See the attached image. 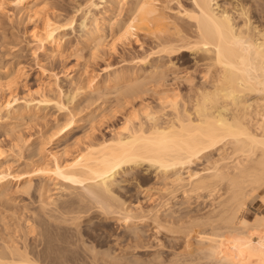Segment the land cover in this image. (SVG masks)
Here are the masks:
<instances>
[{
    "label": "bare ground",
    "instance_id": "1",
    "mask_svg": "<svg viewBox=\"0 0 264 264\" xmlns=\"http://www.w3.org/2000/svg\"><path fill=\"white\" fill-rule=\"evenodd\" d=\"M158 1L124 0L127 4L126 13L122 22L119 23L122 35L127 40L133 36L142 37L149 43L150 52L142 60L151 54H158L160 57H168L172 68L177 65L174 62L176 58H184L192 52L191 56L195 65L202 73V80L194 83L193 75H187L186 80L190 85L189 93L183 97L178 94L168 96L164 101V108L168 112L163 115L147 106L145 111L143 110V119L135 118V121L134 118H128L122 133L99 142L91 141L83 151L70 159L60 160V154L51 152L52 160L42 161L38 172L44 180L52 178L62 180L65 186H59L56 195L62 194L68 188H81L84 191L79 193L81 196L78 195V201L72 199L66 202V200L59 206V214L53 216L55 215L53 212L51 215L56 225L62 222L76 223L80 217L84 216L82 213H87L90 207L84 209L81 205H76L84 210H75L73 204H76V201L83 202V198L86 201L89 197L94 199L92 202H95L96 206H99L97 208L102 209L106 216L117 214L116 216H121L127 224L133 221L130 225L132 227L129 228L132 230V235L128 237L139 242L143 236L140 235V228L137 227L136 222L146 221L153 210L150 208V212L139 204L131 206L120 199V196L116 194L119 180L117 174L148 162L158 171L160 170L164 178L165 176L169 178L170 182L167 185L170 186L171 193L183 188V196L190 205L189 199L191 200L193 196L191 194L195 193L194 195L197 194L201 198L198 194L200 191H207L204 194L212 201H209L208 203L211 204L207 203L208 206L203 209L206 211L210 206L206 213L205 211L203 214L197 213L196 216L195 214L192 216L189 211H187L188 214L185 213L186 211H184L185 214L181 213L183 209L181 207L179 212L176 202L173 203V207L171 203L165 210L163 209V216L161 212L158 213L159 210L156 209L158 206H154L158 211L155 210L149 219L152 218V223L157 224H153L154 227L158 226L155 229H159L157 230L159 232L164 231L165 228L168 230L166 232L173 234L172 238L176 235L180 236L184 253L178 252L181 249L174 253L171 251L172 256L169 255L166 259L163 257V250H161L163 255L159 250L158 256H155L157 253L155 249L156 253L153 252L155 255L150 257L152 261L148 257L150 263L146 261L147 258L142 260L148 264H264V210L255 212L249 206L251 198L260 196L264 207V27L259 26L257 21L251 18L250 6L248 7L247 4L230 8L220 5L218 0H191L192 6L184 7L177 12L189 20L192 29L190 31L178 23L174 15L167 12L166 9H169L167 5L160 6ZM16 3L21 11H25L29 16L36 15L43 7L41 0H16ZM262 9L261 12H264V8ZM70 20L72 21L71 18ZM43 24V27L40 26L41 28L35 32L36 40L40 48L44 51L50 50L54 54L61 45V39L55 35L59 26L54 24L51 17H48ZM102 30L97 25L92 31V37L101 40ZM100 40L98 43H101ZM169 70L172 69L167 70L161 65H154L149 76L143 80H139V76L133 72L124 75L116 74L114 79L126 78L129 91H135L150 83L156 86L163 85ZM5 73L10 77L15 72H8L6 69ZM11 104V98L1 102L0 114L7 109L4 117L14 116L17 109L14 108L16 109L14 110ZM4 117L0 116V123ZM72 121L73 119L63 123L64 125L59 123L57 126L62 129ZM213 153L217 154V157ZM202 157L205 158V163L208 162L207 166L210 165L207 168L206 164L203 165L205 171L194 168L188 170L193 162ZM186 167L188 175L185 177L181 169ZM5 176L7 175L2 174L1 171L0 196L5 195L6 192ZM26 182H30V179L28 178ZM50 191L45 182L39 188L40 195L43 197L41 203L43 210L56 203V198L49 194ZM175 194L171 195L175 196ZM183 200L179 203L180 206L185 205L181 203L187 202ZM167 203L169 204L170 201ZM87 206L90 205L87 204ZM175 206L178 209H175ZM199 210L197 209L198 212L203 211ZM33 215L31 219L33 222L27 225V232H33L37 226H40L42 232L39 235H45L44 252L49 255L56 252V260L63 264L64 258L67 257L66 250L64 248L55 250L52 247L54 239L62 241L67 237L58 233L61 230L60 224L56 228L60 229L57 233L61 236L55 237L56 228L54 235L52 231L54 224H51L45 215L39 213ZM48 217H51L50 214ZM180 238H177L179 242L175 239L176 245L181 244ZM159 241L158 238L157 242ZM139 243L136 244V249L137 246H142V243L141 245ZM160 243L158 245H164ZM170 243L166 245L170 246ZM192 243L200 244V249L198 246L199 250L196 248L198 252L195 253V249L191 247L194 252L191 249L192 251L188 253V250L186 253V247L189 249ZM175 244L171 243V246ZM159 247L158 249H161ZM168 247H166L167 250ZM31 250H28L26 242L23 245L17 242L8 244L0 249V264L9 262L39 264L31 255ZM159 255L161 259L163 257L166 260H161ZM127 258V264L135 263L134 258ZM129 259L133 261L129 262ZM142 260L141 263H145Z\"/></svg>",
    "mask_w": 264,
    "mask_h": 264
},
{
    "label": "rangeland",
    "instance_id": "2",
    "mask_svg": "<svg viewBox=\"0 0 264 264\" xmlns=\"http://www.w3.org/2000/svg\"><path fill=\"white\" fill-rule=\"evenodd\" d=\"M41 1L43 6L41 11L34 16H29L25 11H21L16 0H0V103L11 98V107L20 111L19 113L14 109L16 113L13 114L14 116L11 115V118L4 117L7 109L1 111L3 115L0 114L4 117L0 123V172L2 171V174L7 175L4 177L6 192L5 195L0 196V249L13 242H17L19 245L26 242L28 250L33 249L31 255L39 264H60L56 260V252H53L52 255L44 252L45 235L40 236V232H42L40 226H37L38 228L36 227L33 232H27V225L33 222L31 220L33 214L39 213L45 215L51 224H54L53 235L61 229V232L58 233L67 236H65L66 238L62 237V241L55 239L52 241V247L55 250L63 248L66 250L67 257L64 258L63 264H127V257L134 258L132 261L135 263L139 259L138 264H148L144 260L147 258L146 261L148 262L149 258L155 255L153 253H156L155 249H157L155 256H158L160 250V253L164 251V255H168L164 256L161 253L165 258H169V255L172 256L171 251L174 253V251L177 252L181 249L178 252L184 253L180 236L176 235L177 238H180L181 244H178L181 247L176 245L177 241L175 242V239L178 242L179 239L172 238L173 234L166 232L168 230L165 228L164 231L161 230L159 231L160 234H157L159 229L156 230L155 228L158 226L154 227L157 224L152 223V218L149 219L150 215L158 209V213L161 212L160 214L163 216V209L165 210L174 202L179 206V209L176 208L177 206L175 209L179 211L183 208L181 209L183 214L187 211L192 216L193 214L196 216L197 213L203 214L205 206H208V202L212 201L204 194L207 191L198 192L201 198L192 193L191 200H194V203L189 199L190 205L186 197L183 196V188L180 189L181 192L176 190V194L171 193L170 186L167 185L170 182L169 178L166 176L164 178V174L148 162H143L136 168L117 174L119 180L116 194L120 196V199L128 205L137 206L139 204L144 209H149L148 211L150 208L153 210L149 216L147 214L149 218L146 217L148 218H145L146 221L136 222L137 227L141 229H139L141 233L138 232L143 236L140 237V243L137 242L138 240L136 243L131 237H128V235H132V230L129 228L132 227L130 225L133 221L130 224L128 222V225L124 221L125 219L116 216L117 214H112V216L107 214L106 216V213L103 214L102 209L97 208L99 206L92 202L94 199L89 197V200L86 199L85 201L83 198V202H77L79 200L78 195L84 193L81 188H68L67 191L64 190V193L62 192L57 196V188L64 184H62V180L53 178L44 180L39 174L38 168L42 161L52 160L51 152L55 151L60 154V160H67L83 151L91 141L99 142L122 133L128 118H134L135 121V118H142L143 110L145 111L147 106L160 115L167 113V109L164 108V101L168 96L178 94L183 97L189 93L190 85L189 81L186 80L187 75H193L194 83L202 80V73L197 69L199 67L195 65L193 56H191L193 55L192 52H189L184 58H176L174 60L177 64L175 68L170 66L168 57H160L158 54H151L142 60L150 52L149 43L142 37L136 36L127 40L120 30L119 23L122 22L127 7L124 0ZM218 1L220 5H226L230 8L247 4L248 7L250 6L251 18L256 20L257 22H255L259 26L264 27V12H261L264 8L262 6L264 0ZM179 2L178 0L158 1L160 6L167 5L169 7L166 9L167 12L174 15L178 23L192 31L189 20L182 16L183 14H177L179 9L192 6V2L191 0H179ZM47 16L51 17L54 24L59 26L55 35L61 39V45L54 54L50 50L44 51L40 48L35 37L36 30L43 27V22L46 21ZM97 25L103 29L101 40L92 37V31ZM99 40L101 43H98ZM154 65H161L167 70L172 69L167 71L168 75L163 85L156 86L150 83L146 87L129 91L126 78L114 79L116 74L124 75L133 72L139 76V80H143L149 76ZM6 69L8 72L14 71V75L8 77L5 73ZM128 92H133V94H128ZM72 119L73 121L62 129L57 126L59 123L63 124ZM135 121L133 122L135 123ZM214 155L217 157V154ZM207 163L202 157L195 163L193 162L188 170L207 168L210 166H207ZM188 170L187 167L181 169L185 177L188 175ZM28 178L30 182H26ZM44 182L49 191L51 190L49 194L56 198V203L49 205V208L46 207V210H43V205H41L43 197L39 192V188ZM170 193L175 194V196ZM208 196L210 195L208 194ZM166 198L168 202L170 201L169 204L165 201ZM72 199H78L76 204H73L75 210L90 207L89 211L83 212L82 215L84 216L80 217L76 223H57L61 227L57 229L53 216L59 214L58 209L62 203ZM182 199L187 202L181 204L185 203L187 206H180L179 203L182 202ZM261 200L260 196L251 198L249 200L250 209L255 212L263 211L264 207ZM174 204L171 206L173 207ZM76 205H81L83 208ZM189 208L190 210H187ZM197 209L203 211L198 212ZM209 209L207 208L204 213ZM184 211L186 212L184 213ZM194 211L197 212L194 213ZM119 217L121 218L119 219ZM133 228L135 227L133 226ZM58 233L55 237L59 235ZM158 238L159 242L164 243V245L160 243L162 247L158 245ZM169 241L172 244L176 243V247L172 245L176 248L175 250ZM168 242L171 248L166 245L169 244ZM138 243L139 245L142 243V246H139L140 249L138 246L137 249L135 248ZM130 245H133V248ZM199 245L192 243L189 245V249L186 247V253L188 250V253L192 251V248L195 249L196 253L201 247ZM165 246H169V252ZM199 253L201 252L199 251ZM161 255H159L160 259ZM165 258L163 260L167 259ZM141 260L145 263H141ZM205 261L207 262L206 259ZM165 263L167 262L165 261Z\"/></svg>",
    "mask_w": 264,
    "mask_h": 264
}]
</instances>
